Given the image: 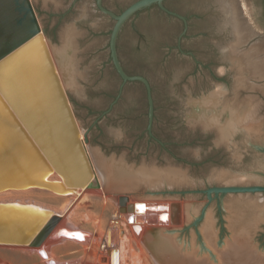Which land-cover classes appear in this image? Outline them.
I'll return each instance as SVG.
<instances>
[{
  "label": "rangeland",
  "instance_id": "374dc122",
  "mask_svg": "<svg viewBox=\"0 0 264 264\" xmlns=\"http://www.w3.org/2000/svg\"><path fill=\"white\" fill-rule=\"evenodd\" d=\"M133 1L101 4L118 14ZM31 3L86 149L96 166L107 169L109 182L105 195L91 194L97 188L75 196L36 186L7 188L12 191L0 194V201L51 207L63 215L62 229L75 228L88 239L85 246L62 235L46 244L48 260L43 248L0 245V264H106L104 250L116 247L101 245L107 228L121 224L118 195L129 202L170 199L172 224L179 228L129 229L123 264H181L176 256L187 259L183 264H246L235 246H264V191L207 190L264 185V0H164L167 9L184 16L183 33V21L156 4L122 23L117 60L126 75L141 76L149 85L151 134L147 87L139 79L124 80L114 67V20L96 0ZM229 104L237 120L251 124L250 134L230 130L223 110ZM112 166L122 168L123 176L117 178ZM157 173L165 182L149 187L147 180ZM135 178L137 185L131 184ZM183 202L196 213L182 224ZM254 208V215L262 212L258 219L251 217ZM167 238L175 253L166 248Z\"/></svg>",
  "mask_w": 264,
  "mask_h": 264
},
{
  "label": "water",
  "instance_id": "95a60500",
  "mask_svg": "<svg viewBox=\"0 0 264 264\" xmlns=\"http://www.w3.org/2000/svg\"><path fill=\"white\" fill-rule=\"evenodd\" d=\"M163 1L134 0L115 14L103 7L101 0H96L98 9L114 20L109 36L114 67L124 80L139 79L147 87L150 134L152 104L149 85L141 76L125 74L117 60L115 40L122 23L134 12L151 4L180 18L183 33L187 27L184 16L167 9ZM51 170L59 175L61 182L45 180L46 173ZM92 180L93 170L71 102L48 51L31 0H0V189L36 185L67 193V189L95 185ZM210 191H264V185L212 186L207 190L208 194ZM125 199V195L118 197L121 211ZM141 204L133 203V206L137 209ZM133 206L128 204L127 210ZM43 219L42 214L33 215L0 204V240L24 242ZM157 219L165 222L167 212H159ZM58 220L59 216L52 214L32 244L41 243ZM107 242L111 243L110 229ZM236 243L235 248L245 256L246 264H264V246H255L250 251ZM170 250L175 253L173 246ZM112 253L113 249L107 250V255ZM174 259L181 264L187 260L181 256Z\"/></svg>",
  "mask_w": 264,
  "mask_h": 264
},
{
  "label": "bare ground",
  "instance_id": "6f19581e",
  "mask_svg": "<svg viewBox=\"0 0 264 264\" xmlns=\"http://www.w3.org/2000/svg\"><path fill=\"white\" fill-rule=\"evenodd\" d=\"M38 23H39V21H38ZM42 35H43V32H42ZM43 38L45 40V43L47 45V48H48V51H49V53L51 55L53 63L55 65L56 71H57V73L59 75V78L61 80V77H60V74L58 72L57 65H56L55 59L53 57L49 42H48V40H47L45 35H43ZM33 47L34 46L32 45V47H31L32 50H33ZM61 82H62V80H61ZM62 85H63V82H62ZM63 88H64V85H63ZM223 110H224V113H226V115H227V123H228L229 128H230V130L232 132H235L236 129H240V130H243L244 132H248L249 133V129H251L252 126H251V124H245V121L236 119V115H237L236 110L237 109H235L234 107H230V104H229V105H225ZM79 131H80V138L82 139V142H83L82 130L80 128H79ZM261 142H262V144H264V138L263 137L261 139ZM83 145H84L87 157L89 159V162H90L92 170H93V180H92V182L94 181L95 185H90V186H86V187L76 188L74 190L67 189L68 192L67 191L66 192L68 194H66V195H70L71 194V195L75 196V195L83 192L85 189H90V188H97L96 190L91 191V194H102V195L104 194L105 195L107 193V185H108V182H109L108 171H107V169L104 166H96L95 165V161L93 159V156L90 154V151H89L88 147L86 149V145L84 144V142H83ZM106 164L107 165H105V166H107V167L110 166L109 162L108 163L106 162ZM112 167H113V171L112 172L116 171L117 175H119V176H116L117 178L120 177V176H123V174L125 173L122 170V168L121 169L119 168V166L118 167L117 166H112ZM45 180L54 181V182H61V178L59 177V175L55 171H52V170L49 173H46ZM161 182H165V180L162 177V173H157L155 176H152V178L147 180V185L149 187H156L159 184H161ZM138 183H139V180H137L136 178L133 179L132 182H131V184H135V185H137ZM31 186L33 187V186H36V185H31ZM27 187L29 188L30 186H26V187H9V188H27ZM36 187H40V186H36ZM7 188H3V189H7ZM41 188H44V187H41ZM3 189H0V191H1L0 194H4L5 192L12 191V189H7V190H3ZM45 189H47V188H45ZM48 190H50V189H48ZM14 191H18V190H14ZM54 192H56V191H54ZM57 193L64 194L63 192H57ZM61 196H64V195H61ZM119 196H122V195H118L117 196V204H118V197ZM125 196H126V199L123 202L124 210L121 211L120 209H118L122 213L116 214L118 217L121 218V220H120L121 224L120 225H112V227H110V228L108 227L107 228V234H108V229H110L111 243H108L107 240H106V243H102V245H101L102 248H103L104 245H106V248L109 247V244L110 245L112 244V246L116 247V250L113 247L108 248V249H113L114 253H112L111 255H107L106 256V264H108V261H109V264H110V261H111L112 264H123V261H124L125 256H126L125 255L126 233H127V231L129 229H135L136 233H139L140 228H161V229H165V230L169 229L170 231H176L177 228H178L176 225L173 226V224H172V219L175 216V208L173 207L172 201H170V199L169 200L168 199H146V200H135V201L129 202V197L127 195H125ZM105 197L108 198L107 196H105ZM69 198H71V197H69ZM109 198H111V196ZM14 202H9V201L5 200V201H0V204L1 205H5V206H10L13 209H20V210H22L24 212L33 213V215L42 214L44 219L39 224L38 228L29 235V237H28V239L26 241H24V242H13V241L0 240V245H19V246L23 245V246H29V247L32 246V247H36V250L43 248L45 250L46 260H48L49 259V255H48L49 251L47 249L46 244H53L55 242H58L62 238L61 237L62 236L61 233L63 231H67L69 233H78L77 230H75V228H74V232H73V230H71V232H70L68 230H65V228L62 229L61 223H62V221L64 219L60 220V218H62L63 215L58 213L59 214L58 215L59 216V220L56 223V225L53 227V229L48 233V235H46V237L42 240L41 243H39L38 245H33L32 244L33 239L38 234V232H40L41 229L48 223V221L50 220L52 214H55V212H53L54 210H52L51 207H42V206H38L36 204L32 205L31 203L24 205V204H21V203L18 204V203H14ZM133 203H143L141 205H144L145 209L143 211H141L138 207L136 209V208H134ZM128 204H131L133 206L131 208V210H127V205ZM185 204L183 202L182 205H181L180 220H181L182 224L187 222V219L192 218L194 216V214L196 213V209L195 208H193L189 204H186V206H185ZM67 206H68V203L65 205V208ZM118 207H119V204H118ZM254 207H255V205H254ZM161 211H166L167 212V220L165 222H162V221L157 219V214L159 212H161ZM259 211H260V209H259ZM259 211H258V213H256V215H254V212H255V208H254L253 209V214L251 215V217H253V218L259 217V215H261V213H262V212L259 213ZM124 216L127 219V221H125ZM260 219H261V216H260L259 220ZM253 222H255V219H254ZM65 223L68 226H70L71 228H73L72 227L73 224L70 221H67ZM206 223H208V218L204 220V224H206ZM134 227H136V228H134ZM86 234L87 233H85V234L81 233V235L84 236L83 239H75V238H73V236L72 237L69 236L70 237L69 239L72 240V241L76 240V241H78V243H81V244L86 246L87 239H88ZM170 240H172V239H170ZM165 242H166V248L168 247V249H170L171 243L169 241V238L165 239ZM184 242L187 243V244H191L192 243L191 241H186V240H184ZM152 244L155 245L154 242ZM107 250L106 249L104 250L105 254H106Z\"/></svg>",
  "mask_w": 264,
  "mask_h": 264
},
{
  "label": "snow or ice",
  "instance_id": "6c2138e0",
  "mask_svg": "<svg viewBox=\"0 0 264 264\" xmlns=\"http://www.w3.org/2000/svg\"><path fill=\"white\" fill-rule=\"evenodd\" d=\"M137 207H138L141 211H143V210L145 209V206H144V205H137ZM162 219H166V217H162ZM61 234H62V235H65V236H73V237H75V238H77V239H83V236H82L80 233H69V232H67V231H63Z\"/></svg>",
  "mask_w": 264,
  "mask_h": 264
}]
</instances>
